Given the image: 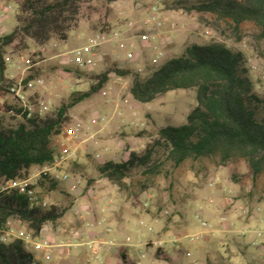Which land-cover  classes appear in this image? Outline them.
I'll return each instance as SVG.
<instances>
[{
	"label": "rangeland",
	"instance_id": "1",
	"mask_svg": "<svg viewBox=\"0 0 264 264\" xmlns=\"http://www.w3.org/2000/svg\"><path fill=\"white\" fill-rule=\"evenodd\" d=\"M1 1V4L11 6V10L5 12V18H0V36L13 29L16 12L12 0ZM177 1L118 0L106 5L101 0H95L85 7L82 19L69 32L66 41L53 39L42 47L29 43L26 51L8 53L6 75L13 80L29 75L33 79H43L44 86L36 87L28 95L31 100L49 101L50 114L66 103L71 95L88 91L93 77L111 64L132 72L138 71L144 77L151 67L150 60L155 53L153 46L164 53L163 63L180 56L188 45L219 43L243 54L253 92L264 97V35L261 29L252 22L235 26L230 20H219L211 14L174 9L173 5ZM183 1L194 4L199 0ZM151 6L159 9L158 18L166 20L162 31L168 32V38L161 42L152 41L142 47L139 36L144 31L143 23ZM171 23L176 26L174 30L170 29ZM108 28L120 32L126 43L131 44L128 49L136 54L135 60L125 61L124 51L113 52L108 44H104L98 50L102 58L97 59L95 66L78 69L68 65L65 57L68 52L81 47L97 31ZM20 59H31L37 65L25 72L16 70L15 63ZM131 81V76L119 78L111 74L108 83L99 93L73 107L62 133L52 139L56 148L63 142L64 128L68 125L76 121L88 123L91 119L105 117L106 121L100 124L110 126L109 133L120 130L127 133L120 135L129 138V141L124 139L125 151H128L130 140L133 150L140 151L158 129L185 124L187 114L196 106L195 90L169 91L147 104L134 102L129 93ZM112 93H115L117 99ZM1 102L15 106L10 94L2 97ZM21 121L17 117L0 113V123L4 127H15ZM120 126L122 128L118 130ZM112 139L109 141L116 145V140ZM103 141L98 146L90 145V151H78L75 161L63 165V170L82 179L83 186L70 193L76 197L71 209L57 223L48 225L50 234L63 231L66 235L73 229L79 230L88 239L97 236L98 233L84 232L78 223V216L93 203L103 206V201L111 200L110 206L103 210L99 207L96 211L100 220L108 216L110 221L104 220L98 225L96 217L83 216L90 223L86 228L98 225L99 232L105 238H113L128 246L148 243L145 252L147 260L153 264H206L207 261L211 264H264V235L258 240L261 245H252L256 239L254 232L264 231V171L253 178L244 160L221 166L216 157L196 162L186 161L177 168L166 165L159 174L153 176L134 171L124 181L125 198L119 194L117 186L97 177L95 167L98 164L111 161V158L120 163L127 157L122 149L114 145L108 151L104 146L107 140ZM96 154H100V158H96ZM36 170L37 167L32 168L28 178H32ZM212 181L216 182L213 189L208 186ZM87 182L91 184L89 187ZM60 188L69 192L67 185H61ZM35 189L47 206L58 204L65 207L71 200L59 191L45 192L39 186ZM89 189L92 194L88 196ZM146 202L148 206L145 207ZM114 207L116 209L110 212ZM206 210L208 217L205 215ZM200 220L206 224L205 227L201 226ZM146 225L152 227L151 233L147 232ZM14 226L26 231L25 227ZM107 228L111 231L106 232ZM244 230L245 234L242 235ZM199 234L203 235V239L197 242H191L185 237ZM173 237L179 240L169 242ZM69 240L70 236H65L62 241L65 244ZM153 241L164 243L162 247L155 248L152 246ZM58 243L52 240L54 247L46 258L43 251L34 254L40 256L42 264H86V259L91 257L90 251L83 246L57 248ZM128 256L132 264L137 263L133 248L129 249ZM116 258L117 264H120L118 254ZM91 264L99 263L92 260Z\"/></svg>",
	"mask_w": 264,
	"mask_h": 264
},
{
	"label": "trees",
	"instance_id": "2",
	"mask_svg": "<svg viewBox=\"0 0 264 264\" xmlns=\"http://www.w3.org/2000/svg\"><path fill=\"white\" fill-rule=\"evenodd\" d=\"M93 1L12 0L16 8L15 25L9 33L0 36V113L8 115L13 108L1 102L15 84V80L6 75V55L26 51L29 43L42 47L53 39L66 41L69 32L82 19L85 7ZM101 1L110 5L118 0ZM173 8L211 14L219 20L228 19L235 26L252 22L264 35V0H199L194 4L179 0ZM111 74L119 78L132 77L129 93L140 104L150 103L174 90H195L196 99V106L187 114L185 124L162 127L142 150L130 151L126 160L120 163L106 161L95 167L98 179L117 186L123 197H127L124 181L132 172L153 176L159 174L163 166L177 168L186 161L216 157L224 166L244 160L253 178L264 171V97L253 92L243 54L225 45L211 43L188 45L180 56L151 66L144 77L138 71L111 64L93 77L88 91L71 95L50 114L23 119L15 127H4L0 123V184L8 180H25L32 168L50 164L57 152L52 139L62 133L63 126L69 121L70 110L99 93ZM31 79L33 77L29 75L23 82ZM90 185L87 182V187ZM36 186L45 192H62L71 200L65 207L49 204L42 208L31 203L26 195L0 191V230L10 222L25 227L33 237H38L40 230L45 225L57 223L76 199L50 177L39 179L33 188ZM119 256L122 264H130L126 249L121 250ZM0 264L40 263L21 241L3 243L0 240ZM206 264L211 263L207 261Z\"/></svg>",
	"mask_w": 264,
	"mask_h": 264
},
{
	"label": "built area",
	"instance_id": "3",
	"mask_svg": "<svg viewBox=\"0 0 264 264\" xmlns=\"http://www.w3.org/2000/svg\"><path fill=\"white\" fill-rule=\"evenodd\" d=\"M0 8L3 13L11 10V6L0 4ZM157 12L159 9L155 6H151L149 9V14L144 20V31L139 36V42L143 46H148V43L152 41H163L168 38V32L162 31L165 24V19L157 17ZM176 28L175 24H170V29L174 30ZM104 44H108L113 52L118 50L124 51V60L133 61L136 58V54L128 49L131 44H127L124 40L122 34L115 30H110L108 32L94 33L90 36L86 42L78 48H75L68 52L65 57L67 58V63L70 67L85 69L96 65L97 59H101L99 56V48ZM155 51L154 55L150 60L151 66L159 65L164 57V53L153 46ZM43 51V49L41 50ZM37 65L31 59H20L15 63L16 70H22L23 72L28 71ZM24 78L20 77L15 80V84L9 89V94L15 101V106L9 111L8 115L17 117L21 120L30 119L34 115L44 116L49 113L50 102L44 99L31 100L28 93L33 91L36 87H43L44 81L41 78H36L33 80L23 82ZM106 121L105 117L94 118L91 122L103 123ZM91 125L89 123H84L81 121H76L71 125L64 128L63 132V142L59 145L57 152L54 156L53 161L50 164H46L41 167H37V172L32 178H27L25 180H8L2 181L0 184V191H16L20 194L26 195L31 203L40 205L42 208L47 207L45 201H39L37 196V191L33 188L35 182L40 178L50 177L54 181L61 185H67L68 191L74 193L83 185V181L79 177H73L69 172L63 170V165L66 162L75 161L78 157V151L87 150V142L92 138L90 135ZM96 158H100L99 154L95 155ZM215 181L209 183L210 188H214ZM88 189V188H87ZM88 196L92 194L91 190H87ZM211 201V199L209 200ZM110 204V201H103V206H99L96 203L92 204L90 208H86L80 215L79 219L83 216L91 215L92 211H97L99 207L105 209ZM144 206H148V203H144ZM104 221V218L100 220L97 224L99 225ZM201 226L205 227L206 224L200 220ZM90 223H87L88 227ZM46 230L45 226L40 230L39 235ZM147 232L151 233L152 227L146 225ZM110 228L106 229V232H110ZM256 239L252 242L254 247H258V240L263 238L264 231H255ZM245 234V230L242 235ZM33 237L31 233L24 231L21 228L14 226L12 223L7 222L5 226L0 230V240L3 243H8L14 240L21 241L27 249L31 251H43L45 255H49V251L54 247L48 239ZM70 240L65 244L56 245V247H79L83 246L90 251L91 257L86 259V264H91V261H95L99 264H104L105 258L108 252H110L114 247L119 244L113 239H107L102 234H99L93 238L88 239L84 237L83 233L79 230H73L70 232ZM191 242H197L203 239V235H186L185 236ZM179 238L173 237L169 242H177ZM129 241V238L127 239ZM126 241V242H127ZM163 241L152 242V246L155 248L162 247ZM127 244H122L126 246ZM148 243L135 245L134 248L137 253V263L136 264H153L147 260V253L145 252ZM128 246V245H127ZM264 250V249H263ZM189 256V254H186Z\"/></svg>",
	"mask_w": 264,
	"mask_h": 264
},
{
	"label": "crops",
	"instance_id": "4",
	"mask_svg": "<svg viewBox=\"0 0 264 264\" xmlns=\"http://www.w3.org/2000/svg\"><path fill=\"white\" fill-rule=\"evenodd\" d=\"M0 2H2L1 0H0ZM1 4V3H0ZM0 18H5V13H3V11L1 10V8H0ZM142 47H146V46H143L142 45ZM124 68V67H123ZM112 95H113V97L115 98V99H117L116 98V96H115V93H112ZM134 101V100H133ZM135 102V101H134ZM125 116V115H124ZM92 120V119H91ZM90 125H91V131H90V135H91V137H92V140L90 141V142H87V150H89L90 151V145L93 147V146H98V145H100L102 142H104L103 140H107V142L105 141V145L104 146H106L105 148L108 150V151H110V148H111V146L112 145H114V144H112L111 143V141H109L111 138H114V139H112V140H116L115 141V144L116 145H114V146H117V148H120V149H122L126 154H127V156H128V154H129V152L130 151H137V150H133V148H132V140H130V142H129V147H128V151H125V140L126 141H129V138L128 137H124V138H122L120 135L122 134H124V135H126L127 133L126 132H124V131H122V130H120L121 128H122V126H120V128H118V130H120L119 132H113L112 134L111 133H109V128H110V126H105V125H102V124H100V123H94V122H88ZM116 133H117V137H115L116 136ZM119 136V137H118ZM125 139V140H124ZM111 143V144H110ZM146 143V142H145ZM52 146L53 147H55L56 148V145L54 144V142H52ZM104 148V149H105ZM105 149V150H106ZM56 150H57V148H56ZM100 155V154H99ZM101 156V155H100ZM127 158V157H126ZM126 160V159H125ZM111 161H113L112 160V158H111ZM100 191H103V190H100ZM108 201H110V204L108 205V206H110L111 204H112V201L111 200H108ZM94 204V203H93ZM98 205V204H97ZM99 206H102V205H99ZM114 209H116V207H114L113 209H111L110 210V212L111 211H114ZM94 212V215L93 216H91V215H89L88 217H92V218H94V217H96V224L100 221V218H99V216L97 215V213H96V211H92L91 212V214ZM96 215V216H95ZM205 215L208 217V210H206L205 211ZM87 217V218H88ZM90 218H88V219H90ZM104 220H106V222H108V221H110V219L108 220V216H106V218H104ZM112 220V219H111ZM114 221H116V220H114ZM89 221L88 220H86L85 218H82V219H79L78 218V223H79V225H80V227L84 230V232H89V233H91V234H93V233H98L97 235H99V234H101L100 232H99V230H98V225H96V226H94V227H90V228H86V226H87V223H88ZM117 222V221H116ZM118 223V222H117ZM119 224V223H118ZM48 225H50V224H48ZM48 225H45V228H46V230L44 231V232H42L40 235H39V238H42V239H44V238H46V239H48L51 243H52V240H54V241H59V243L58 244H56V245H60V244H64L63 243V238L65 237V236H70L69 234H70V232L73 230H69L68 232H67V234L65 235V233L62 231V232H60L59 234H57V233H54V234H50V228H49V226ZM100 229V228H99ZM117 236H118V239L120 240V234L118 233L117 234ZM109 239H113V238H109ZM113 240H115V239H113ZM116 241V240H115ZM117 242V241H116ZM119 245L117 246L118 248H117V250H115V247L110 251V252H108L107 253V255H106V258H105V262H104V264H117V261H118V259L116 258V255L118 254V256H119V253H120V251L121 250H124V249H126V255L128 256V252H129V249L130 248H133V252H135V254L137 255V253H136V250H135V248H134V246H122V244L121 243H119V242H117ZM57 248H60V247H57ZM63 248V247H62ZM34 252H36V251H32V254H33V256H34V258H35V260L37 261V262H39L40 264H42V262H41V260H40V256L39 255H36V254H34ZM68 251H66V253H67ZM49 255H45V258L46 257H48ZM120 257V256H119ZM128 258H129V256H128ZM138 259V258H137ZM114 260H116V263H114ZM129 263L130 264H132L131 262H130V259H129ZM120 264H122L121 263V259H120Z\"/></svg>",
	"mask_w": 264,
	"mask_h": 264
}]
</instances>
